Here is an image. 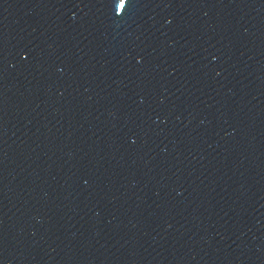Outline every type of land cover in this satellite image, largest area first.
I'll return each instance as SVG.
<instances>
[{
	"label": "water",
	"instance_id": "1",
	"mask_svg": "<svg viewBox=\"0 0 264 264\" xmlns=\"http://www.w3.org/2000/svg\"><path fill=\"white\" fill-rule=\"evenodd\" d=\"M0 264H264V0H0Z\"/></svg>",
	"mask_w": 264,
	"mask_h": 264
},
{
	"label": "snow or ice",
	"instance_id": "2",
	"mask_svg": "<svg viewBox=\"0 0 264 264\" xmlns=\"http://www.w3.org/2000/svg\"><path fill=\"white\" fill-rule=\"evenodd\" d=\"M109 3L114 8L115 15L119 17L126 10L129 0H109Z\"/></svg>",
	"mask_w": 264,
	"mask_h": 264
}]
</instances>
